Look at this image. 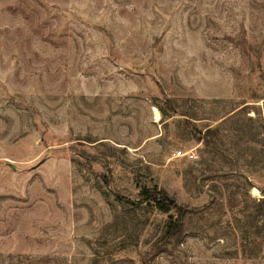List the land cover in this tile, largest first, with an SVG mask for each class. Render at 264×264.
Listing matches in <instances>:
<instances>
[{
	"label": "rangeland",
	"instance_id": "rangeland-1",
	"mask_svg": "<svg viewBox=\"0 0 264 264\" xmlns=\"http://www.w3.org/2000/svg\"><path fill=\"white\" fill-rule=\"evenodd\" d=\"M262 190L264 0H0V264H264Z\"/></svg>",
	"mask_w": 264,
	"mask_h": 264
},
{
	"label": "trees",
	"instance_id": "trees-1",
	"mask_svg": "<svg viewBox=\"0 0 264 264\" xmlns=\"http://www.w3.org/2000/svg\"><path fill=\"white\" fill-rule=\"evenodd\" d=\"M160 112L162 115H164L163 110ZM262 193L264 194V190H262ZM139 194L145 199L150 200L152 205L155 206L160 212L168 213L165 237L171 238L173 241L177 240L182 232V217L186 211L174 203L170 205L162 193L151 195L149 189L142 188ZM171 210H173L174 213H170Z\"/></svg>",
	"mask_w": 264,
	"mask_h": 264
},
{
	"label": "bare ground",
	"instance_id": "bare-ground-1",
	"mask_svg": "<svg viewBox=\"0 0 264 264\" xmlns=\"http://www.w3.org/2000/svg\"><path fill=\"white\" fill-rule=\"evenodd\" d=\"M152 113H153V118H154V120H155V121H159V119H160V113H159V110H157L156 108H153V109H152ZM258 191H259V190H257L255 187H253V188L251 189V193H250V194H252V195H254V196L259 195Z\"/></svg>",
	"mask_w": 264,
	"mask_h": 264
}]
</instances>
